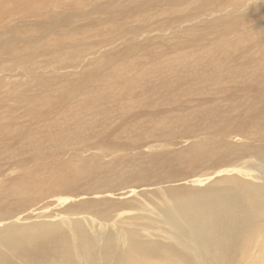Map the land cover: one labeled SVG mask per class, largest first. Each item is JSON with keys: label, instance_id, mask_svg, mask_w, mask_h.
<instances>
[{"label": "bare ground", "instance_id": "obj_1", "mask_svg": "<svg viewBox=\"0 0 264 264\" xmlns=\"http://www.w3.org/2000/svg\"><path fill=\"white\" fill-rule=\"evenodd\" d=\"M52 1L0 0V88H7L0 91V140L15 141L20 139L15 137L19 134L29 137L28 123L38 126L39 120V125L50 132L56 116L65 120L66 126L72 122L84 125L87 119L93 123L88 130H103L96 133V140L82 134L79 143L71 144L75 153L93 150L89 158L65 159V163L43 172L23 170L18 175L21 177L9 181L8 185L0 180V264H264V83L256 85L258 92L255 94L245 95L247 101L242 113L230 116L216 110L215 118L210 115L205 119L206 106L193 113L194 121L172 118L170 120L181 126L172 127L175 131L170 128L159 133L148 124L127 125L128 120L136 118L130 109L131 101L141 107L155 101L151 104V114H154L159 105L164 107L169 101L170 105L178 102L171 90L180 87L185 80L189 82L187 77L198 79L192 67L187 71L179 66L181 61L175 68L164 69L159 60L163 51L131 54L128 49L132 47L118 50L107 47L101 54L93 52L89 57L93 58V68L86 75L98 78L108 69L117 78L115 83L120 89L117 93L121 94L112 98L105 92L83 94L85 88L95 85L94 80L84 82L82 78L70 87L58 80L54 86L52 79L56 80L57 69L44 74L38 71L51 64L57 68L61 64L62 67L77 65L69 54L85 52L89 46L99 43L110 45L130 32L163 29L187 21L193 24L184 32L191 35V42L198 41V46L211 34L235 32L233 38L226 40L229 45L218 48L217 52L232 61L241 57L251 64L259 61L257 57L249 59L259 43L264 42V31L256 45L239 49L237 27L260 7L248 4L251 7L246 13L236 15L237 18L226 15L212 25V29L207 22L194 20L199 13L198 9L194 10L197 7L180 17L147 25L118 24L115 29H96L97 22L101 26L108 23L106 18H93L94 12L99 13L101 9H109L108 18L120 19L127 18L133 9L161 8L168 13L183 1L124 0L129 11L123 13L117 7H104L103 4L74 12L61 0H58L60 11L55 13L50 8ZM112 1L118 3V0ZM27 16L40 19L35 17L27 22ZM76 19L80 22L76 23ZM150 41L156 44L162 39L154 35ZM129 43L130 40L126 42ZM147 43L140 45L144 47ZM28 46H33L30 60L27 55L23 58L18 54V48L27 51ZM63 48L70 52H59ZM55 51L59 58L52 57ZM128 57L140 66L135 80L124 78L118 68L119 61ZM199 57L210 61L213 72L219 77L231 70L227 62L217 57L204 58L198 54ZM31 61L38 62L30 64ZM20 72H32L30 80L35 86L30 81H17L15 77ZM238 72L241 77V68L235 74ZM150 75L153 77H148L147 81L146 76ZM7 78L16 81L9 84ZM133 86L138 87L135 93L131 90ZM44 92L51 96L40 94ZM74 93L81 99L77 102L79 112L65 116L60 108L56 109V102L64 100L65 103ZM188 98L184 95L180 106ZM88 104L97 107L94 113L103 110L102 115L94 117V113L83 112L86 107L90 113ZM144 115V120L151 116L147 112ZM16 125L20 127L17 133L13 131ZM238 130L245 135V143L235 147L224 141L229 135L238 136ZM183 139L189 142L182 143ZM177 145L181 146L180 150ZM59 146L62 149L54 155L56 157L68 152L65 144ZM40 148L33 147L27 158L18 159V165H24L22 161L25 160H41L38 159ZM132 149L135 153H130ZM105 157H109L107 161H103ZM2 158L0 155V160ZM246 159L252 161L248 162L254 169L234 172L227 168L223 172L226 165L247 164ZM48 190L60 192L54 203L63 200L66 205L50 213L41 210L49 204L19 210ZM102 193L118 194L121 198L99 197ZM78 195L90 197L86 201L88 204L84 210L69 213L67 203ZM39 209L41 212L33 213ZM60 213L66 217L47 221L46 217ZM26 219H30L29 222Z\"/></svg>", "mask_w": 264, "mask_h": 264}, {"label": "rangeland", "instance_id": "obj_2", "mask_svg": "<svg viewBox=\"0 0 264 264\" xmlns=\"http://www.w3.org/2000/svg\"><path fill=\"white\" fill-rule=\"evenodd\" d=\"M66 1L67 5H69V8L71 11L79 12L80 10H86L91 7H96L98 4H103L104 7H117L121 9V13L127 10V5L124 2V0H118V3L112 0H73L70 2L69 0H61ZM183 3L180 6H175L173 10L171 9L168 13L161 11V8H144L140 9L139 11H135L134 9L130 12L129 16L125 18L124 16L120 19H110L108 18L109 9H101L98 12H94L93 18L97 19H107L108 23L106 25H99L97 22L94 27L96 29H115L116 25H130V26H138V25H147L149 23L159 21V20H169L172 17H180L184 14H186L190 9L194 10L198 9V15L195 17V21L198 23H202V21H205L209 24V27L212 25L218 24L219 20H222L226 15L231 14L234 18H237L236 15H241L242 13H246L247 10L251 6H247L248 4H256L260 7V9L257 11L253 10L250 15H248V19L246 22L242 23L237 27L239 29L237 32L240 34V43L238 45L239 49H244V47L248 45H256L258 41V37H260L261 33L264 31V0H182ZM211 1V2H209ZM142 2V0H141ZM239 4H242V6H238ZM122 6H125L122 7ZM50 8L53 12L58 13L59 10V3L58 0H53L52 5H50ZM132 15V16H130ZM36 17V16H35ZM33 16H27L25 17V20L30 21L31 19L35 18ZM197 18V19H196ZM240 18V17H238ZM35 19L39 20L40 17H36ZM111 21H115V23H110ZM26 22V23H27ZM80 19H76V23H79ZM193 24V21H187L184 23H179L177 25H174L172 27H166L163 29H148L145 31H139V32H130L126 34L123 38L116 40L110 45H104L102 43L97 44L95 47H90L87 49V51L82 53H76V54H69L68 56L71 57V59L77 63V65H67L65 67H62V64L59 65V68L51 64L50 66L45 65L44 70H37L39 72L49 73L51 69H57L56 70V80L52 79L53 85L57 81H63L67 84L68 87L72 86L73 84L76 85L80 79L83 78V81L86 82L88 80H94L92 83H94V86L87 87L83 90V94L90 91V93H107V97L116 96L121 94H118L117 92L120 90L119 86L115 83V79L113 74L109 73L108 69H105L102 73V75H98V78L92 79L91 76L87 77V72L93 68L91 54L95 52L96 54H101V52L104 50V48L112 47L114 49H123L125 47H132L128 49V53H134L136 51H142V52H160L163 51L164 54L159 56L160 61H162V65H164V69H168L170 67H176L178 66V61H181L180 67L187 68L192 67L196 71V75L198 79H191L190 77H187L190 79L189 82L185 80V83L181 84L180 87H177L175 89L171 90V94L175 96L178 99V102L170 105V101L167 102V106L164 107H158V112L152 113L151 104H154L155 101H152L150 106H137L134 105L135 102L131 101L130 103V109L132 112L136 114V120H128L126 123L129 126L130 124H140V125H149L150 128L158 131L159 133H164L160 130H170V128L175 127L178 128L181 125L175 123L173 120H170L172 118L178 119H189V121H194L193 119V113L196 111H202L208 106V111L204 110L205 113V119H207L210 115H212L213 118H215L216 114L214 112L216 110H222L224 113H227L228 115H235L236 113H242L243 110H245L246 106V99L247 97L245 95L251 94V92H258V89L256 85H259L261 83H264V69L262 67L264 66V42L259 43V46L254 51L253 57H250L249 60L252 58L257 57L259 61L253 62L250 64L248 61L244 59L237 58L235 61H232L230 59H227V56H224L223 54L217 52L218 48H225L229 44L226 42V40H229L233 38L236 33L232 31H226L225 33L220 34H211L207 37H205V40L203 41L204 44L201 46L199 45V42L193 43L190 41L191 35L186 34L184 31L187 29H191V25ZM166 29V30H165ZM167 29H175L174 31H169ZM219 29V28H218ZM206 31H208L206 29ZM160 37L162 41L160 43L153 44L151 43V39L153 36ZM130 40L129 44H126V42ZM148 41V43L141 47V43ZM19 45V44H18ZM85 45L82 46L84 48ZM33 46H28L27 51L26 49L23 50V48H18V54L25 58L27 55V59L30 60L31 54H32ZM58 48H56L57 50ZM178 49V50H177ZM23 50V53H22ZM59 52L62 53H69L70 51L66 48H63L62 50H59ZM236 52V51H235ZM94 54V55H96ZM201 54L204 56V58H218L219 60H223L227 62V65L230 67L229 72H224L220 75H215L213 72L214 69L212 68V64L207 59H203L202 57L197 58V55ZM258 54V55H257ZM58 52H53L52 57L59 58ZM244 56V55H242ZM225 58V59H224ZM131 58H125L119 62L118 68L121 72L122 76L126 79L135 80V72L139 71V65L136 66L137 62L130 60ZM99 60V59H98ZM8 62V61H7ZM25 65H28L27 60H23ZM36 62H30V64H36ZM124 62V63H123ZM155 62V61H152ZM240 62L244 64L241 66ZM103 64V63H102ZM41 66V65H40ZM62 67V68H61ZM241 68L242 76L240 77V72L235 74L238 69ZM32 72H20L15 79L17 81H30L33 83V86H35V82L30 80V77ZM194 75V74H192ZM24 76V77H23ZM152 78L153 75L146 76V80L149 81V78ZM215 77H218L214 79ZM214 79V80H213ZM8 83L11 84V81H16L7 78ZM245 85V87H244ZM23 87V85H22ZM128 89V87H125ZM182 88H185L182 90ZM7 88L1 87L0 91L4 92ZM124 90V89H123ZM132 92L138 91L137 86L132 87ZM45 93V94H44ZM40 93L41 95H49V93L44 92ZM2 94V93H0ZM188 95L189 98L187 99L186 103L182 106H180V99L184 96ZM168 97V96H166ZM70 98V96L67 97V99ZM81 99H78V95L74 93V97H71L69 100H66L65 103L64 100L60 102H56V109L62 110V113L68 115L75 114L76 112H79L77 102H79ZM107 104V100L105 101ZM170 105V106H169ZM22 108V107H21ZM231 109V111H225ZM24 109V108H22ZM88 109L90 110V113H88V110L86 107H83L82 111L87 113V115H91L94 113V109L92 108L90 104H88ZM156 110V111H157ZM103 111V110H102ZM102 111L98 113H94L92 116L94 117H100L102 115ZM150 113L151 116L148 117L147 120L145 119V113ZM20 115L22 112H19ZM24 117V116H22ZM25 118V117H24ZM26 119V118H25ZM54 122H51L52 126L50 128V132L46 130V128L42 125H39L40 120L38 122V126L31 125L28 123V126L30 129L27 130L28 136H21V134L15 136L20 137V139L17 140H0V155H3L2 160H0V180L4 181L5 185H8L7 183L11 180H14L18 177L19 174H22L23 170H29L31 169L34 171L41 170L47 171L50 167H55L56 164L65 163V159L69 158H76V159H82V158H89L91 154H93V150H86L84 152L78 151L75 153V149H72V143L74 144L79 143L81 140V135L84 134L86 137H91L92 139L96 138V133H100L103 129L99 131H91L87 128L90 127L93 123L89 122V120L86 119V123L84 125H80L77 122H72L69 125H65V120L61 121V118L59 116H56ZM135 124V126H136ZM134 127V126H133ZM19 126L16 125L15 133L19 131ZM175 128H172L174 131ZM229 128V127H228ZM233 132V129H230ZM87 131H90L89 133L85 134ZM240 130H238V136L237 135H229L224 139V141L228 144H232L233 146L241 145L245 143L247 140L244 138L245 135L239 134ZM236 134V133H235ZM28 137V139L26 138ZM96 140V139H94ZM182 143H187L189 140H180ZM29 142V143H28ZM2 143V144H1ZM253 143H259V142H253ZM60 144H65L68 148V152H66L61 157L54 156L59 150L62 148H59ZM7 145V146H6ZM179 145V144H178ZM177 145V146H178ZM41 146L39 151L41 153L38 155V159H41L39 161H22V164L24 165H18L17 161L27 158L28 155H30L33 151V147ZM59 146V147H58ZM176 147V146H174ZM179 150L181 146H178ZM142 149V148H141ZM43 151V152H42ZM47 152V153H46ZM96 152V151H95ZM130 153H135V149H132ZM79 154V155H78ZM112 157V156H110ZM37 157H30L29 159H36ZM109 157H105L103 161H107ZM16 159L14 162L13 160ZM19 159V160H18ZM252 162L249 159H246L244 163H237V164H230L223 167V172L227 171H242V169L245 170H251L254 169L249 162ZM233 162V161H232ZM38 163V164H36ZM27 170V172H28ZM25 173V172H24ZM220 173V170L217 172V174ZM25 178L29 177L28 175H24ZM210 177V176H208ZM208 177H204L203 179H206ZM58 194H61L60 192H54V191H45L42 192L37 198H34L32 201L27 203L24 208L19 210H28V209H35V207H42L49 204V207L43 208L41 210L47 211V213L53 212L56 209H59L60 207H64L66 202L63 200L56 201L54 203V199L57 197ZM54 196V197H53ZM99 197H115V198H121L118 194H111V193H102L98 195ZM90 197H83L82 195H78L72 198L70 202L67 204L69 205V213H71L73 210H84V206L88 203L86 202ZM44 201V202H43ZM53 203L50 205V203ZM40 203V205H38ZM85 203V204H84ZM62 205V206H60ZM72 207V208H71ZM41 210H35V212H41ZM23 211V212H25ZM59 211V210H58ZM90 218H92L90 215H87ZM66 215H63L62 213L56 215V216H50L46 217L47 221L59 219V218H65ZM32 219H38V218H32ZM31 219V220H32ZM30 220V219H29ZM29 220L26 219L27 222Z\"/></svg>", "mask_w": 264, "mask_h": 264}]
</instances>
